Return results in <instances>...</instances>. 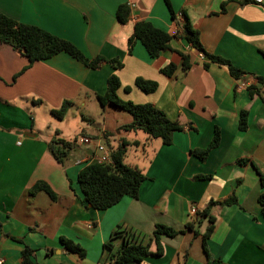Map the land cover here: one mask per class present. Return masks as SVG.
<instances>
[{"label": "crops", "instance_id": "0c3cea01", "mask_svg": "<svg viewBox=\"0 0 264 264\" xmlns=\"http://www.w3.org/2000/svg\"><path fill=\"white\" fill-rule=\"evenodd\" d=\"M170 2L175 19L164 0H0L4 14L71 41L88 58L103 56L123 63L120 69L108 62L92 69L61 52L29 64L26 56L0 41L1 264H22L25 246L34 249L32 259L39 264H105L104 244L119 226L146 242L159 223L183 232L162 236V254L146 257L145 264H208L203 234L209 222L200 212L210 202L232 195L237 204L211 207L216 223L207 248L226 264H264L259 199L264 194V84L259 81L264 77V3ZM122 4L131 8L126 24L117 19ZM142 20L167 31L172 49L152 58L137 41L130 51L128 40ZM187 22L199 31L205 50L231 61L243 72L241 77L195 51L184 36ZM180 53L191 55L192 66L186 72ZM170 63L178 68L168 76L162 69ZM114 73L121 81L122 99L151 103L184 125L171 144L146 133L119 130L129 119L107 120L110 104L102 105L97 95L106 93ZM137 78L155 81L158 87L144 92L136 85ZM65 100L73 106L63 120H55L52 110ZM93 102L94 115L87 110ZM243 111L246 130L239 126ZM93 116L104 118L102 128L94 125ZM86 118L89 125L80 122ZM216 128L220 143L201 160L193 151L207 148ZM57 132L93 142L78 143L80 156L62 164L48 149ZM111 140L126 147L124 161L128 147L136 148L132 163H125L141 168L147 179L137 199L125 196L106 210L86 208L78 173L90 157L100 155L97 143L107 142L109 147ZM40 181L52 188L55 199L44 191L29 194ZM61 236L79 243L86 257L67 250ZM113 243L118 247L121 239ZM150 251H157L155 242Z\"/></svg>", "mask_w": 264, "mask_h": 264}, {"label": "trees", "instance_id": "16d2710c", "mask_svg": "<svg viewBox=\"0 0 264 264\" xmlns=\"http://www.w3.org/2000/svg\"><path fill=\"white\" fill-rule=\"evenodd\" d=\"M166 6L175 19V13L170 0H164ZM247 2L249 0H240ZM131 8L128 4H122L117 10V19L121 24H126L129 21ZM184 36L192 45L197 53H202L210 62L224 65L230 73L239 78L243 72L236 68L231 61L221 56L207 52L200 40L199 31L194 30L191 24L187 22L184 25ZM172 36L165 30L155 26L150 21H139L134 26V31L128 40L129 49L131 51L133 45L140 41L152 58L158 57L161 53L172 49L170 41ZM0 41L11 46L15 51L26 56L29 64L36 61L47 60L53 56L65 52L73 58L85 64L87 67L97 69L101 63L108 62L115 69H120L123 63L117 59H107L103 56L88 58L82 50H80L71 41L54 35L47 30L38 26L21 23L14 18L9 17L0 11ZM182 56V69L188 71L192 66L191 55L180 53ZM204 66L208 68L209 64ZM178 66L175 63H170L162 69V72L168 76L174 74ZM259 81L264 84V77H259ZM107 91L104 95H97L98 100L102 105L110 104L127 111L132 116V121L120 127L119 130L138 131L141 130L150 138L161 139L164 144L173 142V135L177 131H182L184 125L176 120H171L166 113L155 107L151 103H135L131 100L122 99L118 91L121 88V81L117 74H112L108 78ZM136 85L144 92H154L158 84L155 81L137 78ZM128 90V89H127ZM37 103H40L37 102ZM73 102L65 100L60 108L53 109V115L59 120H63L68 114ZM239 126L241 130L247 129V112L243 111L240 116ZM220 130L215 129L214 137L205 149H196L193 153L201 160L207 158L209 152L217 147L220 143ZM79 136L73 139L61 137L59 132L48 143V149L52 156L59 162L64 163L69 154L78 146ZM111 152V163H99L98 161L85 162L78 173V182L83 193V204L86 208H94L97 210H106L116 205L125 197L137 199L140 194V188L147 176L143 170L137 166L126 164L124 161L126 147L123 145L112 147L109 146ZM245 160H240V163H245ZM261 175V174H260ZM261 185L264 186V178L261 175ZM39 191L46 192L51 198L55 199L56 195L52 188L45 182H38L30 190L29 194H35ZM262 212L264 214V194L260 196ZM238 203L235 195L223 201H212L204 208L200 215L208 217V226L203 234V247L208 258V264H226L219 259L211 256L207 248V240L212 235L215 228L216 218L211 214L212 205H234ZM193 229L190 224L186 226ZM120 226L112 233L108 242L104 244V263L105 264H145L146 257L150 255L160 256L163 252L160 240L162 236L174 237L182 230H176L165 224H156L155 230L151 236V240L144 242L138 240L128 230H120ZM196 234H199L195 231ZM115 239H121V243L116 247L113 243ZM60 242L64 247L76 253L80 258L86 257V250L75 241L65 237H60ZM155 242L157 251H150L151 243ZM34 249L25 246L22 250V264H39L33 258Z\"/></svg>", "mask_w": 264, "mask_h": 264}, {"label": "rangeland", "instance_id": "374dc122", "mask_svg": "<svg viewBox=\"0 0 264 264\" xmlns=\"http://www.w3.org/2000/svg\"><path fill=\"white\" fill-rule=\"evenodd\" d=\"M110 106V109H109V111H108V113H107V120L109 119L110 121L113 119L114 121L115 120H120V121H127L128 119L129 120H131L132 121V116H131V114L130 113H128L127 111H124V110H122V109H120V108H118V107H115V106H113V105H109ZM75 110V112H77V114L80 116V118H82V113H81V111L80 110H78L77 108L76 109H74ZM87 110H89L90 111V113L92 114L93 113V115H94V111H95V108H94V102L93 103H89L88 104V109ZM86 112H88V111H85L84 112V114L86 113ZM89 113V112H88ZM90 114V115H91ZM87 116V115H86ZM88 117V116H87ZM94 118H93V122H94V125H97L99 128H102L103 127V121H104V118H102V116H93ZM127 119V120H126ZM55 120H59V119H55ZM84 122V123H87L88 125H89V121L90 120H88L87 118L86 119H80V122ZM72 124H70V125H72L73 127L75 126V122H74V119L72 120V122H71ZM86 124V125H87ZM93 125V126H94ZM87 127V126H86ZM86 131H88L87 129H86ZM81 132V131H80ZM138 132L140 133V134H143V135H145V133L143 132V131H141V130H138ZM91 133V132H90ZM107 144V142H104V145H106ZM110 144H111V146H113V147H117L118 145L114 142V140H111L110 141ZM107 146V145H106ZM138 151L136 150V148L135 147H133V146H130V147H128V149H127V159H125V162L126 163H132L131 161L133 160V155L134 154H136ZM80 153H82V152H79V150H78V146H77V148H75L74 150H73V152L71 153V155L69 154V156L65 159V161L67 160V161H69V160H71V162H73L74 160H76L79 156H80Z\"/></svg>", "mask_w": 264, "mask_h": 264}, {"label": "built area", "instance_id": "2783aa9c", "mask_svg": "<svg viewBox=\"0 0 264 264\" xmlns=\"http://www.w3.org/2000/svg\"><path fill=\"white\" fill-rule=\"evenodd\" d=\"M258 4H262L264 3V0H249ZM95 141V140H94ZM93 142V138H88V137H80L79 138V144H84V143H91ZM97 149L100 152V155H98L95 158L90 157L86 162H91L93 160L98 161L99 163H111V152L109 147H107L106 145H104L103 143L98 142L97 143ZM197 212V208L195 206H193L191 208V213L195 214ZM2 263V260H0V264Z\"/></svg>", "mask_w": 264, "mask_h": 264}]
</instances>
